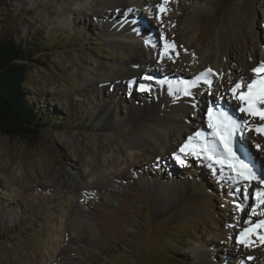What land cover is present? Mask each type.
Segmentation results:
<instances>
[{
  "label": "rangeland",
  "instance_id": "1",
  "mask_svg": "<svg viewBox=\"0 0 264 264\" xmlns=\"http://www.w3.org/2000/svg\"><path fill=\"white\" fill-rule=\"evenodd\" d=\"M36 1H0V41L13 37L31 45L24 87L29 100L50 114L49 126L34 140L0 134V264H202L195 248L208 254L210 264H264V244L255 236L248 247L236 239L249 220L264 219V206L252 215L254 195L243 203L232 195L243 184L234 183L226 169L220 172L194 158L182 166L173 158L189 136L211 131L206 113L212 100L233 118L264 123L240 113V101L230 91L237 82L246 90L255 78L251 70L264 62V0H168L171 6L161 14L169 18L166 39L175 46L178 41L182 49L162 58L190 59L170 76L154 68L155 78L182 93L197 76L212 83L196 88L202 99L194 97L183 109L180 129L162 131L165 143L157 146L158 153L138 142L134 148L120 147L118 158L116 145L137 128L129 110L145 100V92L137 90L141 83L98 88L82 84L81 78L89 74L103 80V73L92 68L95 62L130 63L134 52L102 29L110 12L76 10L61 25L53 21L60 0ZM101 1L96 0L97 8ZM151 1L155 16L137 7L135 17L149 28L133 37L142 45L146 77L164 47L158 40L164 24L156 19V5L164 0ZM173 16L180 17L175 24ZM145 39L156 47L145 45ZM214 65L218 72L207 74ZM249 71L251 79L243 76ZM152 81L145 80L148 87H154ZM101 109H107L104 121L112 127V138L100 123L93 124ZM233 146L264 174V134L237 129ZM71 173L77 177L66 183ZM259 187L252 181L249 192Z\"/></svg>",
  "mask_w": 264,
  "mask_h": 264
},
{
  "label": "bare ground",
  "instance_id": "2",
  "mask_svg": "<svg viewBox=\"0 0 264 264\" xmlns=\"http://www.w3.org/2000/svg\"><path fill=\"white\" fill-rule=\"evenodd\" d=\"M95 2L96 0H60L58 3L59 8L55 13L56 17L53 19V21L56 23H61V25L67 24V20H70V16L76 10H81L86 15L88 13H97L98 15L100 12L107 15V13L110 12V14H108L106 19H104L102 22V29L106 32V35L110 39L115 40L116 43H119L122 47H127L131 52H134V58L131 59L130 63L122 62L121 64H103L100 62H95V65L92 68H95L97 71L103 73L105 78L101 80L99 77L93 78L89 74H84L82 75L81 83L99 88L107 85L117 86L124 82L125 84H130L131 81L133 82L134 80H137L138 83L140 82L141 84H144L146 87H148L145 80H148V77H150V83H153L152 79H154L157 84L154 83L152 85L154 87H150L151 90L149 92H145L146 96L144 102L137 105L132 104L133 106L130 107L129 116L131 120H133L134 124L137 125V128L135 127V129H133L131 133L125 137L124 141H120V145H116L113 151L116 154V158H118L120 147H124L125 149H127V147L134 148L137 146L138 142H146L149 145L155 147V151L158 153L159 150L157 146H161L162 143H165L162 131L168 135V128L174 127V129L177 130L180 129L182 125L179 124V116L182 114L183 109L189 107V105L192 104V99L194 97L199 99L201 98V95H199L200 93L198 94V92H196V88L198 86L200 88H205L209 84L203 82L206 79V77H203V80H200L196 87L191 89L193 95L188 97L184 96L183 93L178 90L177 86L172 85L163 79L155 78L154 71L158 67L159 69H162V71L164 70L163 72L167 73V76H170L171 71L179 72V69L182 68L184 62L189 61L190 58L188 56H178L177 58L172 56L169 60L163 59L161 56H157V58H154L155 60H153L155 61V66H151V68H149L150 71L148 70L150 76H148L147 73L146 77L147 71L143 68V60H140L139 58V53L142 51V45L137 40V38L133 37L135 34L140 32L142 33L143 30L149 28L144 23H140L138 17H135V11L137 7H143L146 9L151 18L155 16V10L151 0H103L101 1L102 6L100 8L96 7L97 3ZM31 3H33V1H27V5ZM166 5L171 6V3H167ZM184 10H186V8H184ZM179 18L178 16H173L171 18V23H177ZM121 21L122 24H120ZM161 22L164 24L163 35L165 38H169L171 36V32L168 30L169 18L163 17ZM187 25L189 27L192 26V20H190ZM146 35L149 37V33ZM175 48L178 49L177 51L181 52L182 48L179 46L178 41H176ZM145 49L148 54L151 56L154 55V50L152 48L146 47ZM207 58L208 57H206V59ZM251 64L254 65V62ZM211 69L216 73L218 72L217 65L212 66ZM243 76L250 78L252 74L249 71L248 73H244ZM172 92L175 93V98H172ZM253 119L258 120L259 118L253 117ZM104 120L107 121V109H101V111L95 115L93 124L97 125L100 123L103 129L106 130L107 138L114 137L111 129L112 127L105 124ZM130 152H132V150H130ZM92 160L96 162L95 158ZM76 177L77 176L75 173H71L69 176H67L65 181L68 183L69 180L73 181V179H76ZM166 184L167 182H165V185ZM157 185H159V187L163 186L161 183H158ZM195 252L201 259L200 262L202 264L209 263V260L206 257L208 254L205 251L195 248L194 253ZM247 256L250 257V254Z\"/></svg>",
  "mask_w": 264,
  "mask_h": 264
},
{
  "label": "snow or ice",
  "instance_id": "3",
  "mask_svg": "<svg viewBox=\"0 0 264 264\" xmlns=\"http://www.w3.org/2000/svg\"><path fill=\"white\" fill-rule=\"evenodd\" d=\"M156 5V19H161V14L167 11L166 4ZM158 40H163L164 47L161 50V57L169 53V50H175V44L170 43L163 35ZM145 45L151 44L156 47V43H152L149 39H145ZM178 55V53H177ZM171 58V56L169 57ZM212 69H207V74L212 73ZM255 74V78L247 84V89L242 90V83L237 82L230 89L235 100L240 101V113H246L249 117H258L264 122V62L251 70ZM205 75L204 73L201 74ZM150 79V77H148ZM201 80V76H197L195 80L186 82L183 95L191 97L193 92L191 89L196 87ZM206 84L212 81L205 79ZM141 92H149L150 87L140 84L137 89ZM220 99H223L221 97ZM193 107H197L194 103ZM207 127L211 130L207 135L202 131H197L193 136H189L185 142L179 147L178 151L173 153V158L177 164L187 165L189 158L209 162L211 167H219L220 172L228 171L231 180L234 183H242L243 187H239L232 195L241 196V203L248 200L251 195L255 197V204L252 206L251 214L255 215L258 206H264V174L256 171V166L244 155L238 154V150L233 146V135L239 129L241 132L247 128H254L259 134H264V123L252 125L249 120L233 118L227 111L219 106V100H212L207 107ZM259 148V145H257ZM252 181H258L261 187L256 188L254 193L249 192V186ZM249 227L244 228L237 236V243L244 244L246 247L251 246L254 242L252 237L264 244V219H259L255 223H251Z\"/></svg>",
  "mask_w": 264,
  "mask_h": 264
},
{
  "label": "trees",
  "instance_id": "4",
  "mask_svg": "<svg viewBox=\"0 0 264 264\" xmlns=\"http://www.w3.org/2000/svg\"><path fill=\"white\" fill-rule=\"evenodd\" d=\"M43 42V46L49 45ZM30 48L13 37L0 41V134L34 140L48 125L50 114L38 109L36 101L29 100L26 94Z\"/></svg>",
  "mask_w": 264,
  "mask_h": 264
}]
</instances>
